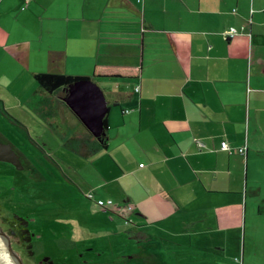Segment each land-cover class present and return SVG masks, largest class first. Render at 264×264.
Listing matches in <instances>:
<instances>
[{
    "label": "crops",
    "instance_id": "crops-1",
    "mask_svg": "<svg viewBox=\"0 0 264 264\" xmlns=\"http://www.w3.org/2000/svg\"><path fill=\"white\" fill-rule=\"evenodd\" d=\"M41 73L104 91L108 149L65 148L78 164L62 174L127 264H264V0H0V110L32 141L38 125L56 129L64 147L86 129ZM35 96L56 102L51 122Z\"/></svg>",
    "mask_w": 264,
    "mask_h": 264
},
{
    "label": "rangeland",
    "instance_id": "rangeland-1",
    "mask_svg": "<svg viewBox=\"0 0 264 264\" xmlns=\"http://www.w3.org/2000/svg\"><path fill=\"white\" fill-rule=\"evenodd\" d=\"M73 119L77 125L81 124L75 116ZM58 121L60 131H72L76 125L68 118L64 121L62 116ZM38 126L40 129H31L37 136V145L27 130L0 110V133L25 154L30 163L20 168L0 162V226L10 236L11 248L24 264H127L123 259L124 245L118 237L96 234L98 225L102 229L108 227L105 216L92 212L89 201L62 174L63 171L72 173V165L78 163L63 162L65 147L61 146L56 132L44 125ZM255 215L264 228V214L256 212ZM17 218L29 222L32 256L21 237L10 235ZM0 241V250L7 251L2 236ZM260 243L261 239L254 244L259 246ZM128 264H144V261L130 258Z\"/></svg>",
    "mask_w": 264,
    "mask_h": 264
},
{
    "label": "trees",
    "instance_id": "trees-1",
    "mask_svg": "<svg viewBox=\"0 0 264 264\" xmlns=\"http://www.w3.org/2000/svg\"><path fill=\"white\" fill-rule=\"evenodd\" d=\"M102 76L105 78H122L121 75H118V74H109V75L104 74ZM34 77H35L37 84L40 86L41 89H43V91H45L46 94L52 97L54 96L57 99V103H56V102H53L52 100L50 101L47 98L35 96L30 102L27 103L30 109L35 113V115H37L41 120L45 121L46 123L51 122V120H53L57 114V106L54 105V103L64 105L73 113V111L69 108L68 105H66L64 101L68 96L67 91L69 87L78 81H84V80H89V79L91 80V78L89 77H73V76H68V75L63 76V75H58V74H46V73L37 74ZM1 110L5 115H8L7 112L3 108H1ZM107 119H108V116H106V118L104 119V125H105L106 131L108 129ZM50 127H51V124H50ZM83 127L86 129V131H84V133L76 134L75 136L67 139L65 143H63L64 147L70 152L82 158H90V157H93V156H96V155H99L105 152L108 149V146H107L108 136L104 135L100 138H96L91 133L88 132L87 128L84 125ZM0 142L5 143V144L8 143L9 145L13 147V149L16 151V153L20 157V162L23 168H26L29 166L30 163L27 157L25 156V154L19 151L14 145L9 143V140L2 133H0ZM33 143L37 144L36 140L35 141L33 140ZM242 151L243 153L242 152L240 153L244 154V150ZM99 206L103 207V203H99ZM258 213L264 214V206L259 207ZM14 225H15V228L13 229V231L18 232V236H20L21 239L26 243V248L29 251V254L31 256L34 255V252L32 249L33 248L32 236L30 235L31 233L28 227L29 222H27V220L24 218H17V223H14Z\"/></svg>",
    "mask_w": 264,
    "mask_h": 264
},
{
    "label": "water",
    "instance_id": "water-1",
    "mask_svg": "<svg viewBox=\"0 0 264 264\" xmlns=\"http://www.w3.org/2000/svg\"><path fill=\"white\" fill-rule=\"evenodd\" d=\"M67 92L68 96L64 100L66 105L87 128L88 132L96 138L106 135L104 119L109 115L110 108L106 96L103 94L104 91L89 79L72 84ZM0 162L11 163L22 168L20 157L8 143L0 142ZM5 233L0 226V236L5 240L9 253L15 257V264H24L19 255L11 248V238Z\"/></svg>",
    "mask_w": 264,
    "mask_h": 264
},
{
    "label": "bare ground",
    "instance_id": "bare-ground-1",
    "mask_svg": "<svg viewBox=\"0 0 264 264\" xmlns=\"http://www.w3.org/2000/svg\"><path fill=\"white\" fill-rule=\"evenodd\" d=\"M0 245H2L1 241H0ZM14 260L15 257L11 255L8 250L6 251L5 249H3V252L2 251L0 252V264H15Z\"/></svg>",
    "mask_w": 264,
    "mask_h": 264
},
{
    "label": "built area",
    "instance_id": "built-area-1",
    "mask_svg": "<svg viewBox=\"0 0 264 264\" xmlns=\"http://www.w3.org/2000/svg\"><path fill=\"white\" fill-rule=\"evenodd\" d=\"M236 31L235 30H233V31H230V35H236ZM223 148L225 149V150H229V147H228V144L225 142V143H223ZM240 152H242L243 153V151L242 150H240Z\"/></svg>",
    "mask_w": 264,
    "mask_h": 264
},
{
    "label": "flooded vegetation",
    "instance_id": "flooded-vegetation-1",
    "mask_svg": "<svg viewBox=\"0 0 264 264\" xmlns=\"http://www.w3.org/2000/svg\"><path fill=\"white\" fill-rule=\"evenodd\" d=\"M10 235H12V236L16 237V236H18V232L11 231V234H10ZM19 237H20V236H19Z\"/></svg>",
    "mask_w": 264,
    "mask_h": 264
}]
</instances>
